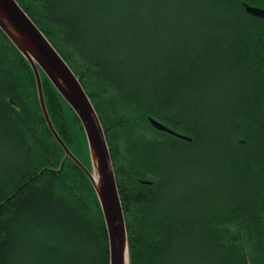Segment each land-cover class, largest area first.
I'll return each mask as SVG.
<instances>
[{"label": "trees", "instance_id": "trees-1", "mask_svg": "<svg viewBox=\"0 0 264 264\" xmlns=\"http://www.w3.org/2000/svg\"><path fill=\"white\" fill-rule=\"evenodd\" d=\"M16 2L99 118L130 264H264V31L245 10L264 0ZM39 73L56 132L90 170L77 116ZM0 264H109L94 189L1 31Z\"/></svg>", "mask_w": 264, "mask_h": 264}, {"label": "water", "instance_id": "water-1", "mask_svg": "<svg viewBox=\"0 0 264 264\" xmlns=\"http://www.w3.org/2000/svg\"><path fill=\"white\" fill-rule=\"evenodd\" d=\"M248 13L264 18V9L245 5ZM0 31L29 64L35 78L40 108L46 125L69 157L87 176L99 202L109 243V264H130L124 214L115 173L103 128L94 107L76 75L23 11L16 0H0ZM39 70L77 116L88 146L91 169L88 170L69 150L56 132L47 112ZM161 132L188 139L156 120L148 119Z\"/></svg>", "mask_w": 264, "mask_h": 264}, {"label": "flooded vegetation", "instance_id": "flooded-vegetation-1", "mask_svg": "<svg viewBox=\"0 0 264 264\" xmlns=\"http://www.w3.org/2000/svg\"><path fill=\"white\" fill-rule=\"evenodd\" d=\"M247 6L256 7V8H259V9H264L263 7H258V6H254V5H247ZM245 10H246V8H245ZM250 15H252V14H250ZM254 18H255L256 21L259 22V28H260V30H263L264 31V18L258 17V16H254Z\"/></svg>", "mask_w": 264, "mask_h": 264}, {"label": "rangeland", "instance_id": "rangeland-1", "mask_svg": "<svg viewBox=\"0 0 264 264\" xmlns=\"http://www.w3.org/2000/svg\"><path fill=\"white\" fill-rule=\"evenodd\" d=\"M210 151H213V149L211 148Z\"/></svg>", "mask_w": 264, "mask_h": 264}]
</instances>
